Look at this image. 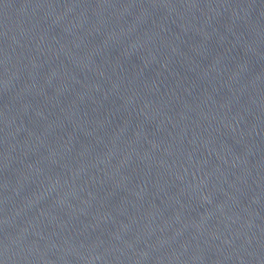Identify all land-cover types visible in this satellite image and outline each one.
I'll return each instance as SVG.
<instances>
[{
    "label": "water",
    "instance_id": "1",
    "mask_svg": "<svg viewBox=\"0 0 264 264\" xmlns=\"http://www.w3.org/2000/svg\"><path fill=\"white\" fill-rule=\"evenodd\" d=\"M0 264H264V0H0Z\"/></svg>",
    "mask_w": 264,
    "mask_h": 264
}]
</instances>
